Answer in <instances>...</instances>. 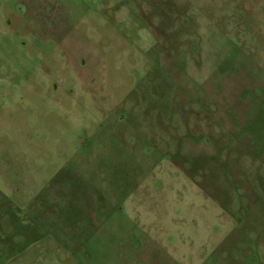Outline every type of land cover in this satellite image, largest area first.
Segmentation results:
<instances>
[{
    "label": "rangeland",
    "instance_id": "obj_1",
    "mask_svg": "<svg viewBox=\"0 0 264 264\" xmlns=\"http://www.w3.org/2000/svg\"><path fill=\"white\" fill-rule=\"evenodd\" d=\"M0 264H264V0H0Z\"/></svg>",
    "mask_w": 264,
    "mask_h": 264
}]
</instances>
